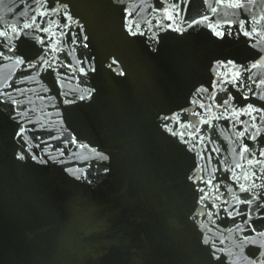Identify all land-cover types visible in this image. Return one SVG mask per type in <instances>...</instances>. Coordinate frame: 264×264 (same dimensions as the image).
<instances>
[{
    "label": "water",
    "instance_id": "obj_1",
    "mask_svg": "<svg viewBox=\"0 0 264 264\" xmlns=\"http://www.w3.org/2000/svg\"><path fill=\"white\" fill-rule=\"evenodd\" d=\"M0 264H264V0H0Z\"/></svg>",
    "mask_w": 264,
    "mask_h": 264
}]
</instances>
